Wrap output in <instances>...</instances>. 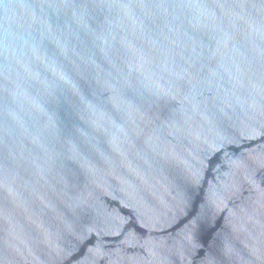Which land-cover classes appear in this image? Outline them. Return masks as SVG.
Instances as JSON below:
<instances>
[{
	"label": "water",
	"instance_id": "obj_1",
	"mask_svg": "<svg viewBox=\"0 0 264 264\" xmlns=\"http://www.w3.org/2000/svg\"><path fill=\"white\" fill-rule=\"evenodd\" d=\"M0 264H264V0H0Z\"/></svg>",
	"mask_w": 264,
	"mask_h": 264
}]
</instances>
